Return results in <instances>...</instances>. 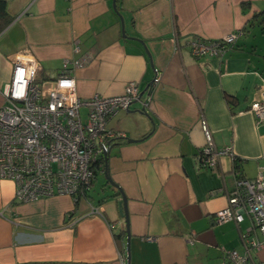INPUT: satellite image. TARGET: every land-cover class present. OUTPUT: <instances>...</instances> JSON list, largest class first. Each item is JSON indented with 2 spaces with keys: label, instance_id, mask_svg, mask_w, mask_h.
Returning <instances> with one entry per match:
<instances>
[{
  "label": "crops",
  "instance_id": "obj_1",
  "mask_svg": "<svg viewBox=\"0 0 264 264\" xmlns=\"http://www.w3.org/2000/svg\"><path fill=\"white\" fill-rule=\"evenodd\" d=\"M4 1L12 20L0 32V106L18 52L36 59L40 80L67 60L80 98L119 95L133 80L150 101L109 119L124 136L77 200L16 202L14 182L0 178V264H126L120 191L130 264H228L227 251L242 253L245 239L259 242L250 254L264 263V235L251 218L216 223L226 196L210 195L264 167V123L248 110L264 98V28L252 19L264 0H121L119 10L115 0ZM237 30L242 35L221 57L190 53L195 38ZM202 118L214 145L231 148L215 169L200 164Z\"/></svg>",
  "mask_w": 264,
  "mask_h": 264
},
{
  "label": "built area",
  "instance_id": "obj_2",
  "mask_svg": "<svg viewBox=\"0 0 264 264\" xmlns=\"http://www.w3.org/2000/svg\"><path fill=\"white\" fill-rule=\"evenodd\" d=\"M242 35L231 32L219 39L195 38L189 42L194 57L223 56ZM74 51L79 47L74 45ZM12 68L1 95L0 106V178L14 182V200L24 203L56 195L77 200L94 178L96 163L108 151L110 143L123 137L107 123L119 110L127 109L139 96L138 83L129 81L116 96L94 95L80 98L75 78L65 60L57 75L38 79V63L25 52L11 57ZM158 75L152 83L157 82ZM150 101L149 90L140 99L142 107ZM256 122L264 123V98L248 107ZM205 144L199 160L204 167L215 169L222 155H232L231 148H217L206 121L201 119ZM223 193L226 205L214 214L216 223L238 224L247 215L264 235V167L252 179L237 178L231 191L216 188L210 195ZM91 213H99L90 205ZM146 239H152L146 237ZM244 251L229 250L228 264H264L255 262L251 248H258L255 239L243 241Z\"/></svg>",
  "mask_w": 264,
  "mask_h": 264
},
{
  "label": "trees",
  "instance_id": "obj_3",
  "mask_svg": "<svg viewBox=\"0 0 264 264\" xmlns=\"http://www.w3.org/2000/svg\"><path fill=\"white\" fill-rule=\"evenodd\" d=\"M115 4L117 10L121 9V0H115ZM252 19L257 20L258 23L262 25V28H264V11L254 14ZM11 20L12 16H10L7 11L5 1L0 0V32L11 22ZM112 142L110 143V145L112 144ZM103 160L104 158L101 157L100 160L96 163V169H98L99 166H103ZM95 173L96 171L94 170V176Z\"/></svg>",
  "mask_w": 264,
  "mask_h": 264
},
{
  "label": "water",
  "instance_id": "obj_4",
  "mask_svg": "<svg viewBox=\"0 0 264 264\" xmlns=\"http://www.w3.org/2000/svg\"><path fill=\"white\" fill-rule=\"evenodd\" d=\"M114 9H116V5L115 2L113 4ZM141 93H139L138 99L136 101L140 102L141 99ZM144 109V108H143ZM127 141H132V140H127ZM107 154L108 152H105L103 154V158L106 161L107 159ZM104 177L105 179L108 181V183L113 186L116 187L119 191L120 188L117 186V184H115L111 178L107 175L106 171L104 172ZM121 193V199L118 201V206H119V213L121 216H124L125 218V224H126V264H130V252H129V231H128V221H127V211H126V198L124 196V194L122 193V191H120Z\"/></svg>",
  "mask_w": 264,
  "mask_h": 264
},
{
  "label": "rangeland",
  "instance_id": "obj_5",
  "mask_svg": "<svg viewBox=\"0 0 264 264\" xmlns=\"http://www.w3.org/2000/svg\"><path fill=\"white\" fill-rule=\"evenodd\" d=\"M92 192V191H91Z\"/></svg>",
  "mask_w": 264,
  "mask_h": 264
}]
</instances>
